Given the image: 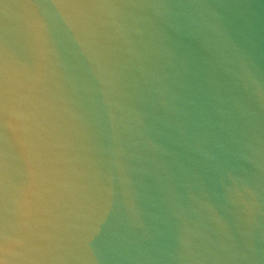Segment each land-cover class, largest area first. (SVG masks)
<instances>
[{
    "label": "water",
    "instance_id": "water-1",
    "mask_svg": "<svg viewBox=\"0 0 264 264\" xmlns=\"http://www.w3.org/2000/svg\"><path fill=\"white\" fill-rule=\"evenodd\" d=\"M0 264H264V0H0Z\"/></svg>",
    "mask_w": 264,
    "mask_h": 264
}]
</instances>
